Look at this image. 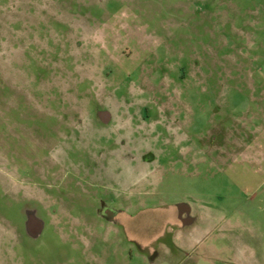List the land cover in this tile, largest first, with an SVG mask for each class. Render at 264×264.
Returning <instances> with one entry per match:
<instances>
[{"label": "rangeland", "instance_id": "rangeland-1", "mask_svg": "<svg viewBox=\"0 0 264 264\" xmlns=\"http://www.w3.org/2000/svg\"><path fill=\"white\" fill-rule=\"evenodd\" d=\"M0 264H264V0H0Z\"/></svg>", "mask_w": 264, "mask_h": 264}, {"label": "water", "instance_id": "water-1", "mask_svg": "<svg viewBox=\"0 0 264 264\" xmlns=\"http://www.w3.org/2000/svg\"><path fill=\"white\" fill-rule=\"evenodd\" d=\"M26 214H27V218L29 219V220H32V222H33V220H35V218H34V214H35V212H29V211H26ZM28 220V221H29ZM27 221V222H28ZM41 221V220H40ZM42 223V222H41ZM28 225H29V222H28ZM28 227V226H27ZM32 231H34V230H32ZM34 233H38L37 231L36 232H34Z\"/></svg>", "mask_w": 264, "mask_h": 264}, {"label": "flooded vegetation", "instance_id": "flooded-vegetation-1", "mask_svg": "<svg viewBox=\"0 0 264 264\" xmlns=\"http://www.w3.org/2000/svg\"><path fill=\"white\" fill-rule=\"evenodd\" d=\"M145 160L146 161H149L150 160V156H145ZM181 210V209H180ZM183 211V210H182ZM187 212V211H186ZM179 214V213H178ZM184 214H185V212H182V213H180L178 216H180V219L181 218H184ZM188 216V215H187ZM187 216H186V218H187ZM187 221V220H186Z\"/></svg>", "mask_w": 264, "mask_h": 264}]
</instances>
